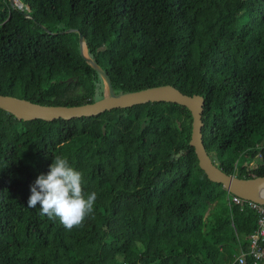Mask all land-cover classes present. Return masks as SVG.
Wrapping results in <instances>:
<instances>
[{"label": "trees", "instance_id": "1", "mask_svg": "<svg viewBox=\"0 0 264 264\" xmlns=\"http://www.w3.org/2000/svg\"><path fill=\"white\" fill-rule=\"evenodd\" d=\"M19 1L0 0V95L103 99L79 34H60L79 30L117 94L172 85L202 96L214 163L264 177V0ZM192 124L187 108L164 102L52 122L0 109V264H241L242 253L254 264L258 215L201 170ZM55 156L82 173L85 196L97 193L72 230L28 208Z\"/></svg>", "mask_w": 264, "mask_h": 264}, {"label": "water", "instance_id": "2", "mask_svg": "<svg viewBox=\"0 0 264 264\" xmlns=\"http://www.w3.org/2000/svg\"><path fill=\"white\" fill-rule=\"evenodd\" d=\"M10 4L18 9H23L19 0H9ZM31 18L29 14H25ZM46 32H49L44 28ZM79 34L80 53L88 65L97 71L103 79L105 96L103 99L91 104L81 106H46L33 103L13 96L0 95V109L13 115L18 120L35 121L43 120L52 122L55 120H72L84 117H97L108 111L127 109L149 103H174L187 108L193 119L192 138L190 145L195 149L199 161V167L205 172L208 179L223 188L231 195H236L246 201L264 205V177L252 179L239 178L228 175L214 163L208 154L203 141V114L205 111V99L199 95L189 96L182 93L172 85H163L147 88L135 92L117 94L111 79L105 70L89 55L85 37L79 30L69 29L60 34ZM69 81H72L70 79Z\"/></svg>", "mask_w": 264, "mask_h": 264}, {"label": "clouds", "instance_id": "3", "mask_svg": "<svg viewBox=\"0 0 264 264\" xmlns=\"http://www.w3.org/2000/svg\"><path fill=\"white\" fill-rule=\"evenodd\" d=\"M82 183V173L67 158L55 156L48 174H40L30 187L28 208L40 205L41 216L58 218L67 230L80 227L93 215L97 200L95 191L85 196Z\"/></svg>", "mask_w": 264, "mask_h": 264}, {"label": "built area", "instance_id": "4", "mask_svg": "<svg viewBox=\"0 0 264 264\" xmlns=\"http://www.w3.org/2000/svg\"><path fill=\"white\" fill-rule=\"evenodd\" d=\"M232 202L236 205L244 207L247 205L251 210L255 211L258 215V227L257 230L251 235V256L255 259L254 264H261L264 262V205L257 204L255 202L246 201L242 198L232 195ZM245 254H241L237 261L241 264L245 263Z\"/></svg>", "mask_w": 264, "mask_h": 264}]
</instances>
